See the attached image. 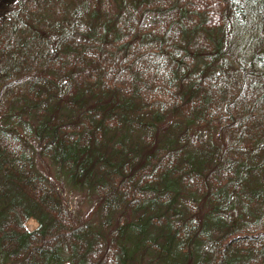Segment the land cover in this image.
I'll use <instances>...</instances> for the list:
<instances>
[{"label":"trees","instance_id":"trees-1","mask_svg":"<svg viewBox=\"0 0 264 264\" xmlns=\"http://www.w3.org/2000/svg\"><path fill=\"white\" fill-rule=\"evenodd\" d=\"M35 152L98 195L99 229ZM144 256L264 264V0H14L0 19V264Z\"/></svg>","mask_w":264,"mask_h":264},{"label":"rangeland","instance_id":"rangeland-1","mask_svg":"<svg viewBox=\"0 0 264 264\" xmlns=\"http://www.w3.org/2000/svg\"><path fill=\"white\" fill-rule=\"evenodd\" d=\"M14 0H0V19L4 17L5 12L12 6ZM171 123V118H170ZM212 139L215 140V132H211ZM34 168L39 177L49 184L50 182L57 185L63 197L69 203L71 210L81 221L92 224L96 229H99L101 217L99 213L98 195L87 189H79L71 186L65 176L54 168L47 157L40 155L38 152L34 154ZM36 225L32 219L27 221V227L30 229ZM136 264H151L148 256H144L141 260L137 259Z\"/></svg>","mask_w":264,"mask_h":264}]
</instances>
